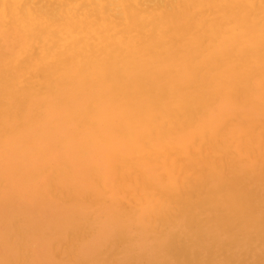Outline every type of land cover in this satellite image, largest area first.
<instances>
[{"label": "bare ground", "instance_id": "bare-ground-1", "mask_svg": "<svg viewBox=\"0 0 264 264\" xmlns=\"http://www.w3.org/2000/svg\"><path fill=\"white\" fill-rule=\"evenodd\" d=\"M0 35L20 40L0 44V144L33 141L40 168L16 173L31 194L42 173L44 194L73 186L63 160L48 164L56 141L115 236L151 238L150 264H192L164 247L177 223L172 242L199 252L237 231L264 238V0H0ZM54 115L46 152L38 127ZM208 251L199 264H219Z\"/></svg>", "mask_w": 264, "mask_h": 264}, {"label": "rangeland", "instance_id": "rangeland-1", "mask_svg": "<svg viewBox=\"0 0 264 264\" xmlns=\"http://www.w3.org/2000/svg\"><path fill=\"white\" fill-rule=\"evenodd\" d=\"M43 1L35 0V3ZM19 42L20 40L14 38H10L8 42L0 35V44L3 47L8 46V49H19ZM0 51H3L1 47ZM55 117L54 115L45 121L43 119L45 123L38 127L43 139L40 146L46 152L51 145L48 143L50 139L47 132H43L53 121H57ZM32 142L21 140V146L0 144V258L8 256L12 264H150L153 258L151 238L135 241V237H131L129 242H121L115 236L104 213V207L95 205L94 198L90 199L91 196L94 197L89 189L93 181L90 182L83 176L81 163L72 148L61 146V142L55 141L53 148L58 149L47 154L50 167H60L59 163L63 160L65 166L71 170L72 188L66 185L58 192L48 189L50 194H44L42 190L45 185H50L45 181L44 173L31 178L28 185L37 192L36 195L21 186L16 176L18 169L31 167L26 172L31 175V170L40 168V157L33 156ZM94 163L103 166L101 160ZM44 200L61 206H71V202H78L79 207H74L73 215H68L67 206L63 207L64 211L51 209ZM4 217L13 222V227L3 221ZM69 219L71 223L68 224ZM77 224L83 225V236L78 235L76 228L73 229ZM184 229L182 224L172 225L166 231L164 247L174 255L189 249L192 264L207 262L210 249L222 250L217 260L219 264H264V238L260 239L254 234L245 237L246 234L242 235V231H237L235 236H231L239 239L236 243L231 245L230 236L220 235L216 243L209 240L199 244L202 246L199 252L198 243L186 239L184 235L177 243L172 242L171 236L176 237ZM44 238L50 242L49 247H44ZM173 264L179 263L173 261Z\"/></svg>", "mask_w": 264, "mask_h": 264}]
</instances>
